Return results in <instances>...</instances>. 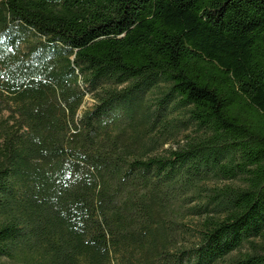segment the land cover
Segmentation results:
<instances>
[{"label":"trees","instance_id":"1","mask_svg":"<svg viewBox=\"0 0 264 264\" xmlns=\"http://www.w3.org/2000/svg\"><path fill=\"white\" fill-rule=\"evenodd\" d=\"M5 261L264 264V0H0Z\"/></svg>","mask_w":264,"mask_h":264},{"label":"rangeland","instance_id":"2","mask_svg":"<svg viewBox=\"0 0 264 264\" xmlns=\"http://www.w3.org/2000/svg\"><path fill=\"white\" fill-rule=\"evenodd\" d=\"M92 104V100L90 98H86L85 104L82 106V109L89 107ZM5 264H11L9 261H5Z\"/></svg>","mask_w":264,"mask_h":264}]
</instances>
